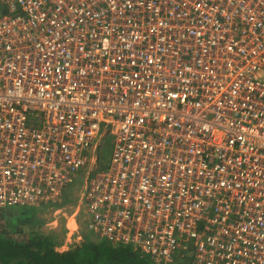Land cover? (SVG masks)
Segmentation results:
<instances>
[{
  "label": "built area",
  "instance_id": "1",
  "mask_svg": "<svg viewBox=\"0 0 264 264\" xmlns=\"http://www.w3.org/2000/svg\"><path fill=\"white\" fill-rule=\"evenodd\" d=\"M0 4V209L60 202L85 170L99 239L264 264V0Z\"/></svg>",
  "mask_w": 264,
  "mask_h": 264
},
{
  "label": "trees",
  "instance_id": "2",
  "mask_svg": "<svg viewBox=\"0 0 264 264\" xmlns=\"http://www.w3.org/2000/svg\"><path fill=\"white\" fill-rule=\"evenodd\" d=\"M1 12L6 13L7 9L1 7ZM103 144L109 153V141ZM20 208L21 212L0 209V264H152L149 257L131 246H113L99 238H86L62 251L51 236L33 229L39 223L30 207Z\"/></svg>",
  "mask_w": 264,
  "mask_h": 264
},
{
  "label": "crops",
  "instance_id": "3",
  "mask_svg": "<svg viewBox=\"0 0 264 264\" xmlns=\"http://www.w3.org/2000/svg\"><path fill=\"white\" fill-rule=\"evenodd\" d=\"M0 7L4 6L0 4ZM94 162H97L95 157ZM98 165L101 166L100 163ZM84 179L85 170L72 182L71 187L66 188L67 190L63 192L60 202L44 203L39 207H32L35 209L33 211L35 221L39 223V225L35 223L33 229L51 236L53 242L62 251L71 249L86 238L98 239L94 233L87 230L88 215L83 207H80V195L84 187Z\"/></svg>",
  "mask_w": 264,
  "mask_h": 264
},
{
  "label": "rangeland",
  "instance_id": "4",
  "mask_svg": "<svg viewBox=\"0 0 264 264\" xmlns=\"http://www.w3.org/2000/svg\"><path fill=\"white\" fill-rule=\"evenodd\" d=\"M111 149H112V146L109 144V145H108V150H111ZM105 151H107V146H106L105 144H103V145H101V146L98 148V150H97L96 153L94 154L95 158L97 159V162L100 163V165H101V164H105L106 161L108 162L107 158H108V156H109V153H108V151H107V157H105V156H104V152H105ZM72 184H73V183H70V184L67 186V189H68L69 187H71L70 185H72ZM67 189H66V190H67ZM71 197H72V196H71ZM71 197H69V198H71ZM22 209H23V208H17V209H13L12 211H13V212H21ZM6 211H9V210H6ZM30 211H31V212H32V211H35V209L32 208V207H30ZM1 223H3L2 220H1ZM24 230H26V229H24ZM186 261L189 262V260H186Z\"/></svg>",
  "mask_w": 264,
  "mask_h": 264
}]
</instances>
